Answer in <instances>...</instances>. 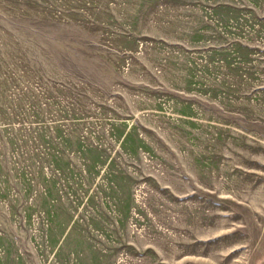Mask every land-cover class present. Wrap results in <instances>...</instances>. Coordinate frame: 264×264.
<instances>
[{
	"label": "rangeland",
	"instance_id": "1",
	"mask_svg": "<svg viewBox=\"0 0 264 264\" xmlns=\"http://www.w3.org/2000/svg\"><path fill=\"white\" fill-rule=\"evenodd\" d=\"M0 264H264V0H0Z\"/></svg>",
	"mask_w": 264,
	"mask_h": 264
}]
</instances>
